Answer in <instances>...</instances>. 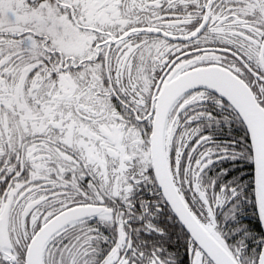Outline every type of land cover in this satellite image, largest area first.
<instances>
[{
  "label": "snow or ice",
  "instance_id": "1",
  "mask_svg": "<svg viewBox=\"0 0 264 264\" xmlns=\"http://www.w3.org/2000/svg\"><path fill=\"white\" fill-rule=\"evenodd\" d=\"M0 264H264V0H0Z\"/></svg>",
  "mask_w": 264,
  "mask_h": 264
}]
</instances>
